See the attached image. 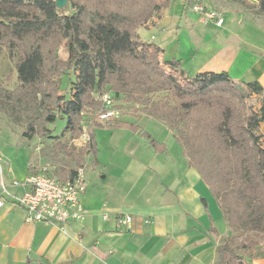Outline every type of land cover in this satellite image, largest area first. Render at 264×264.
<instances>
[{"label": "trees", "instance_id": "16d2710c", "mask_svg": "<svg viewBox=\"0 0 264 264\" xmlns=\"http://www.w3.org/2000/svg\"><path fill=\"white\" fill-rule=\"evenodd\" d=\"M173 0H0V53L13 61L12 88L0 82V112L23 125L28 142H49L57 156L49 175L71 181L96 163L94 121L107 95L119 110H137L166 126L218 202L231 234L216 247V264H243L264 241V89L257 80L237 85L227 72L189 76L176 59L142 40L137 30ZM264 12V0H235ZM197 0H187L183 11ZM59 47L66 59L57 55ZM71 76L69 94L59 90ZM10 82V81H9ZM253 98L256 109L250 104ZM119 103V104H118ZM66 124L59 136L50 125ZM164 151L138 125L111 120ZM84 132L82 148L72 146Z\"/></svg>", "mask_w": 264, "mask_h": 264}, {"label": "crops", "instance_id": "0c3cea01", "mask_svg": "<svg viewBox=\"0 0 264 264\" xmlns=\"http://www.w3.org/2000/svg\"><path fill=\"white\" fill-rule=\"evenodd\" d=\"M220 62L213 63L217 70L200 72L224 71L233 79L232 60L225 66ZM258 82L264 89V82ZM141 118L154 120L144 114L133 121L126 116L116 120L135 123L164 151L154 152L144 137L127 128L101 125L106 158L95 129L96 163L86 169L80 196L88 213L64 226L25 222L26 212L15 200L27 190L24 179L38 165L30 158L20 162L18 155L9 160L0 151V186L6 189L0 208V264H216V247L231 234L218 202L188 165L173 133L154 120L177 144L169 147L166 135L142 128ZM260 131L264 136V123ZM124 215L134 219L130 231L118 225ZM244 256L243 264H264V242Z\"/></svg>", "mask_w": 264, "mask_h": 264}, {"label": "rangeland", "instance_id": "374dc122", "mask_svg": "<svg viewBox=\"0 0 264 264\" xmlns=\"http://www.w3.org/2000/svg\"><path fill=\"white\" fill-rule=\"evenodd\" d=\"M197 1L206 9H214L221 13L224 18L223 25L219 28L211 23L206 25L202 18L191 9L183 11L185 0H173L170 7L164 14H161L163 16L160 22L157 23V20L161 16L155 14L137 30V34L142 40L160 47L164 51L165 60H179L189 76L206 69L217 70L216 67H212L213 63L221 61L225 66L226 62L232 60L233 64L229 72L237 85L241 86L252 80L264 82V12L235 0ZM249 1L254 2V0ZM216 34L219 35L216 36ZM57 55L65 60L67 54L63 47H59ZM15 79L16 73L12 59L1 52L0 82L12 88ZM71 79L73 77L67 75L60 79L59 90L62 94H69ZM112 103V108L119 113L116 119L126 116L133 121L140 113L126 107L119 110L113 101ZM250 104L256 109L253 98ZM94 121L99 123L97 116ZM138 122L145 131L157 136L162 134L161 138L166 135L169 147L177 146L170 132L163 125L147 118H141ZM65 124L64 119H57L54 124L50 125L53 136H59ZM105 124L101 125L105 126ZM23 129V125L12 122L9 117L0 112V151L9 160L18 155V161H24L25 164L30 158L32 164H37L38 168L51 167L57 156L52 153L49 142L35 138L28 143L21 135ZM96 133L100 139L102 152L107 158L109 150L105 139H102L105 136H103L104 132H101V127L96 128ZM2 158L5 161L4 156Z\"/></svg>", "mask_w": 264, "mask_h": 264}, {"label": "built area", "instance_id": "2783aa9c", "mask_svg": "<svg viewBox=\"0 0 264 264\" xmlns=\"http://www.w3.org/2000/svg\"><path fill=\"white\" fill-rule=\"evenodd\" d=\"M190 9L199 15L206 25L211 23L215 27H221L224 22L221 13L214 9H206L201 3H195ZM100 100L104 110L97 113L98 122L104 124L116 119L119 113L112 108L111 98L105 95ZM89 140V134L84 132L79 139L72 142V145L79 149L85 147ZM49 170L50 167L46 166L36 167L24 179L27 190L16 198L15 203L25 210V222L29 224L45 222L64 226L69 222L81 221L88 213L80 202V196L86 188V169H77L75 177L66 182H59L49 175ZM0 188L1 208L2 195L6 194V189L4 185ZM102 218L105 220L106 215ZM118 225L130 231L134 227V219L128 215L120 216Z\"/></svg>", "mask_w": 264, "mask_h": 264}, {"label": "water", "instance_id": "95a60500", "mask_svg": "<svg viewBox=\"0 0 264 264\" xmlns=\"http://www.w3.org/2000/svg\"><path fill=\"white\" fill-rule=\"evenodd\" d=\"M56 7L62 9L66 5V0H55Z\"/></svg>", "mask_w": 264, "mask_h": 264}]
</instances>
